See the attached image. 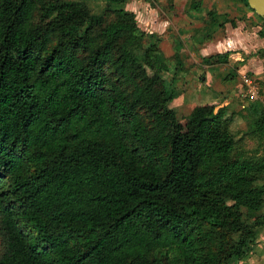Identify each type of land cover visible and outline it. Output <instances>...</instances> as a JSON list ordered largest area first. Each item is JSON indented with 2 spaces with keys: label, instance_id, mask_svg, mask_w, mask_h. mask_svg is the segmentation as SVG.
I'll return each instance as SVG.
<instances>
[{
  "label": "trees",
  "instance_id": "16d2710c",
  "mask_svg": "<svg viewBox=\"0 0 264 264\" xmlns=\"http://www.w3.org/2000/svg\"><path fill=\"white\" fill-rule=\"evenodd\" d=\"M158 40L122 8L0 0V264H235L249 253L264 159L234 152L218 102L177 119ZM245 108L264 136V107Z\"/></svg>",
  "mask_w": 264,
  "mask_h": 264
},
{
  "label": "rangeland",
  "instance_id": "374dc122",
  "mask_svg": "<svg viewBox=\"0 0 264 264\" xmlns=\"http://www.w3.org/2000/svg\"><path fill=\"white\" fill-rule=\"evenodd\" d=\"M84 1L92 14L96 15L106 5L111 9L122 8L119 0ZM145 1L148 7L143 6L141 9L146 10L144 12L142 10L135 11L136 15H134L139 30L149 34L145 29L152 30V27H150L151 20L154 21L156 16L163 17L171 23L166 32L160 35L155 33L154 36L159 38L157 42L158 54L168 68L167 72L163 73V78L171 84L170 87L176 94L172 109L175 111L177 119L187 116L194 106L218 101V103L225 106L226 114L232 117L229 130L236 141L234 152L240 153L243 158L264 159V136L257 137L250 133L248 122L251 121V117L245 113L246 105L244 104L245 107H242L240 98L235 91V86L240 83L239 76L250 74L236 63L239 61H234L235 58H240V55H236L238 51L234 50L233 59L228 57V53H224L226 59L215 60L217 62L212 60L207 64L202 61L206 58L201 55L202 53L206 56L214 54L215 41H218L215 39H219V41L228 37L235 39V34L238 33L242 34L243 37L246 36V44H250V41L254 43L256 39H264L261 36L264 32L261 22L257 20V22L243 21L241 23L236 19L233 27L226 19L213 18L212 15L208 16L205 21L199 22L195 18V20L189 18V15H203L204 9H202L201 1L195 9H189L188 7L187 10L173 7L171 0ZM220 23L221 26L217 27ZM154 40V38L146 39L143 44ZM204 44L206 50L201 53ZM254 45L252 47L256 50ZM236 47L238 46L236 45ZM231 62L237 64V67L233 63L232 66L229 65ZM207 66L209 68H204ZM206 73L210 74L211 79L207 80L206 85H203ZM260 90L259 84L257 101L264 107V103L260 101ZM259 213L263 215V224L256 228L253 245L248 253L249 256H244L235 264H252V260H255V264H264V205Z\"/></svg>",
  "mask_w": 264,
  "mask_h": 264
},
{
  "label": "crops",
  "instance_id": "0c3cea01",
  "mask_svg": "<svg viewBox=\"0 0 264 264\" xmlns=\"http://www.w3.org/2000/svg\"><path fill=\"white\" fill-rule=\"evenodd\" d=\"M119 1L121 2L122 9L125 11H128V12H131L133 15H136L135 11L142 10L144 12V10H146V9H144V8L141 9L143 6L148 7L145 0H123V1L119 0ZM171 2H172L171 4L173 7L181 8V10H187L190 0H171ZM201 4H202V9H204L203 15L196 16L193 14V15H189V18H191L192 20L195 18L199 22H201L202 20L205 21V19L208 16L212 15L211 17H213V18L215 17L217 19L222 18V19H226V20H232L234 23H235L236 19L239 20V22H241V23L243 21H245V22H257V19L254 16L255 14H253L254 12L252 13L239 0H201ZM152 13L154 14L153 11H152ZM138 16H139V12H138ZM190 16H192V17H190ZM170 24L171 23L169 20H167L163 17H157L156 16V19H154V21H153V19L151 20V26L150 27H152V30H146L145 29V31L148 32L149 34H155L156 33V34L160 35V34H163L164 32L167 31ZM235 36L238 38L235 37V39H234V38L228 37V38H223L221 41H219V39H215V40H218V41H215V48H213V49H215V52H214V54H212L210 56L222 55L224 53H228V57L233 59L234 50L238 51V53L236 55H240L239 56L240 58H235L234 61H239L236 63L238 65H241L243 70L245 69L250 73L249 74L250 76L249 75H247V76H249L254 81V83L257 86V90H258V86L260 84V89H261L260 90V92H261V97H260L261 100L260 101H262V103H264V55L262 53L263 51L261 50V49H264V39H262V38L256 39L254 43H252L250 41V44H246V42H245L246 36L243 37L242 34H240V33L235 34ZM253 44H255L254 47H256V50H255V48L252 47ZM236 45L238 47H236ZM204 46H205V44L201 48L202 49L201 53L204 50H206L204 48ZM207 47H209V46H207ZM219 50H221V51H219ZM257 50H260L259 53L253 55L254 52H256ZM191 54H193V53H191ZM201 55L204 56L205 58L210 57V56H206L203 53ZM232 63L234 64V62H231L229 65L232 66ZM237 64H234L235 67H237ZM204 68L207 69L209 67L207 66ZM237 71H238V69H237ZM241 75H243V74H241ZM210 79H211L210 74L206 73L204 75L203 85H206L207 80H210ZM235 88H236V90H235L236 93L239 95V92L241 89L240 83H238V86H235ZM260 255H261V253H260ZM248 256H249V254H247V257ZM254 261L255 260L251 261L252 264H255ZM258 264H261V263H258Z\"/></svg>",
  "mask_w": 264,
  "mask_h": 264
},
{
  "label": "built area",
  "instance_id": "2783aa9c",
  "mask_svg": "<svg viewBox=\"0 0 264 264\" xmlns=\"http://www.w3.org/2000/svg\"><path fill=\"white\" fill-rule=\"evenodd\" d=\"M240 86L241 89L238 96L242 103V107H245L244 104L246 105L249 102L257 100V86L249 76H240Z\"/></svg>",
  "mask_w": 264,
  "mask_h": 264
},
{
  "label": "water",
  "instance_id": "95a60500",
  "mask_svg": "<svg viewBox=\"0 0 264 264\" xmlns=\"http://www.w3.org/2000/svg\"><path fill=\"white\" fill-rule=\"evenodd\" d=\"M247 7L264 20V0H246Z\"/></svg>",
  "mask_w": 264,
  "mask_h": 264
}]
</instances>
